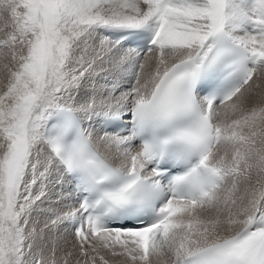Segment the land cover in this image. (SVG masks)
I'll list each match as a JSON object with an SVG mask.
<instances>
[{"label":"snow or ice","instance_id":"1","mask_svg":"<svg viewBox=\"0 0 264 264\" xmlns=\"http://www.w3.org/2000/svg\"><path fill=\"white\" fill-rule=\"evenodd\" d=\"M261 79L264 0H0V264H264Z\"/></svg>","mask_w":264,"mask_h":264},{"label":"bare ground","instance_id":"2","mask_svg":"<svg viewBox=\"0 0 264 264\" xmlns=\"http://www.w3.org/2000/svg\"><path fill=\"white\" fill-rule=\"evenodd\" d=\"M261 90H264V85L261 86ZM49 196H50V199L49 200H46V202L44 203V205H42V207H43V209L45 210L46 213H49V212L52 211V209L54 207L53 205L55 203V201H53L51 203L52 198L55 196V189H54V187L52 185H50ZM40 219H41V221H43L44 219H47V215L42 214L40 216ZM101 255H103L104 258L110 260V263H108V264H125V258L124 257L110 255L105 250H102L101 251ZM128 264H130V262H128Z\"/></svg>","mask_w":264,"mask_h":264},{"label":"rangeland","instance_id":"3","mask_svg":"<svg viewBox=\"0 0 264 264\" xmlns=\"http://www.w3.org/2000/svg\"><path fill=\"white\" fill-rule=\"evenodd\" d=\"M254 79H255V77H254ZM260 84H261V86L262 85H264V79H261L260 81ZM62 236L64 235V234H61ZM69 238V237H68ZM71 238H69V240H70ZM106 259V258H105ZM107 261H108V263H110V260L109 259H106ZM96 264H101V262L99 261V259L96 261Z\"/></svg>","mask_w":264,"mask_h":264}]
</instances>
